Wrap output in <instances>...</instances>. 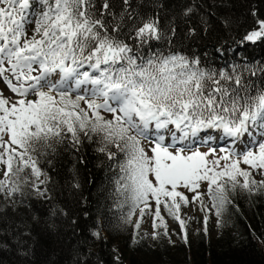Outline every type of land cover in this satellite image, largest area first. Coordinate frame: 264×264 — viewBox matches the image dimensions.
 I'll return each mask as SVG.
<instances>
[{
	"label": "snow or ice",
	"instance_id": "obj_1",
	"mask_svg": "<svg viewBox=\"0 0 264 264\" xmlns=\"http://www.w3.org/2000/svg\"><path fill=\"white\" fill-rule=\"evenodd\" d=\"M252 15L240 45L264 41V19ZM200 23L207 30V19ZM175 32V19L162 27L159 15L141 13L140 0H119L118 9L113 0H0V82L10 93L0 88V199L13 212L22 186L50 199L40 188L49 181L41 158L84 141L115 162L113 195L117 207H129L125 223L147 211L164 235L161 206L185 227L180 209L190 201L180 188L201 209L206 195L217 218L230 192L264 189V87L250 79L264 67L216 68L153 49ZM28 227L0 226V247H8L5 235L26 243Z\"/></svg>",
	"mask_w": 264,
	"mask_h": 264
},
{
	"label": "trees",
	"instance_id": "obj_2",
	"mask_svg": "<svg viewBox=\"0 0 264 264\" xmlns=\"http://www.w3.org/2000/svg\"><path fill=\"white\" fill-rule=\"evenodd\" d=\"M113 3L118 9L119 0ZM189 7L194 11L184 18L182 13ZM140 11L159 15L166 29L175 19L171 43L153 42V49L165 55L198 56L203 65L216 68L233 62L264 67V41L238 43L254 26V11L264 19V0H140ZM201 17L208 21L207 30ZM226 17L234 21L231 27L223 26ZM190 28L195 34L189 35ZM250 79L264 87V73L258 71ZM78 147L77 151L58 145L55 155L41 158L40 167L49 177L41 188H47L50 199L39 198L31 185L22 186V193L14 197L15 212L0 199L4 209L0 226L26 223L30 233L22 237L27 241L23 245L5 235L8 247H0V264H264V189L230 192L232 203L220 218L213 209L214 238L205 231L190 235L182 229L173 243L157 229V238L149 242L138 235L137 221L125 223L129 207L116 206V171L110 168L115 162L98 153L95 143L84 141ZM166 216L175 220L167 212ZM93 232H99V238Z\"/></svg>",
	"mask_w": 264,
	"mask_h": 264
},
{
	"label": "rangeland",
	"instance_id": "obj_3",
	"mask_svg": "<svg viewBox=\"0 0 264 264\" xmlns=\"http://www.w3.org/2000/svg\"><path fill=\"white\" fill-rule=\"evenodd\" d=\"M0 88L5 89V95H10V93L6 90V86L0 82ZM243 167V166H242ZM255 175V174H254ZM256 179H261L259 176H256ZM41 188V185H40ZM42 189V188H41ZM179 191L183 192L186 196L189 197V204L187 206H184L181 204L180 209V218L185 221V227L184 229L188 232V234L193 235L197 231H205V227L207 228L206 236L210 238H214L216 234V218L214 216L213 209L211 208V201L209 198L205 195L204 196V205L205 208L201 209V206L199 203L192 202V196L193 194L191 192H188L186 189L180 188ZM201 192L206 191V185L202 186L200 189ZM151 208L152 211L155 209V203L154 201L151 202ZM161 215L164 219V223L167 225V235H165L170 242H176L177 238L180 235L181 227L179 224V221L174 220L170 221L168 220L166 216V211H164L163 206H161ZM205 216H207V225H205ZM153 220L154 216L146 211L145 216L143 219H140L139 216V210L136 211L135 215L132 217V222L139 221L140 222V228L137 229V233L140 237H146L149 242H152L153 240V234L155 233V230L160 229L163 232L165 231L163 227H157L153 229ZM157 224H159V221H156Z\"/></svg>",
	"mask_w": 264,
	"mask_h": 264
}]
</instances>
